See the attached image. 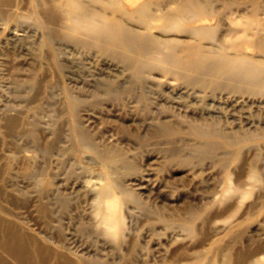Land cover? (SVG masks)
Wrapping results in <instances>:
<instances>
[{"label":"rangeland","instance_id":"1","mask_svg":"<svg viewBox=\"0 0 264 264\" xmlns=\"http://www.w3.org/2000/svg\"><path fill=\"white\" fill-rule=\"evenodd\" d=\"M217 1L215 4L218 6H213L216 11L207 15L208 19L201 17L193 22L215 27L217 35L214 37L217 38H213V43L212 39H205L207 46L214 44L217 47L235 37L241 41L240 48L245 55L247 53L246 62L250 66L252 63L264 66V53L247 45L241 33L229 35L240 26L255 23L252 19L253 5L261 2L263 7L260 4V13L255 14L259 16L256 20L261 21H256L258 29L256 25L253 33L264 40V0H238L239 4L237 0H228L230 5L222 8L223 0ZM235 18L241 23L234 22ZM36 22L26 17L18 25L11 23L12 30L0 28V111L4 106L8 112H13L12 107L34 105L37 110L32 115L37 117L44 131L43 138H53L51 127L54 124L62 126L63 135L58 140L56 152L48 160L49 165L48 161L43 163L39 149L30 138L23 140L19 137L11 144L4 140L6 144L2 143L0 151L13 158L10 167H6L7 181L33 197L36 179L43 175L37 170L47 165L46 175L41 179L47 184L53 200L61 195L70 199L65 209L54 206L50 227H60L73 250L84 252L89 257L104 258L102 260L107 264H121L120 258L133 240L136 256L130 264H174V259H179L181 264H197L201 257L205 261L203 264L207 261L210 264H234L226 259L221 246H230L234 251L264 247V207L263 203L260 204L262 199L258 198L263 192V183L251 178L254 170L256 175L264 172V86L252 87L248 82L210 74L206 76L209 77L207 81L202 78L192 85L181 78H170L160 67H153L152 62L158 61L155 58L150 60V67L138 73L123 60L113 58L96 47L84 48L63 39H58L59 43L54 40L59 61L54 67L46 68L45 40ZM155 23L154 27L139 29L140 33L165 38L187 35L176 30H161L163 19ZM133 24L137 25L136 22ZM190 25L191 22H184L179 26ZM224 51L233 52L227 46ZM223 69L224 66L217 67L215 74ZM263 73L258 74L261 79H264L261 77ZM43 78L46 80L43 81L41 97L27 103L34 91L31 81ZM68 95L80 98L75 101L73 109L76 112L72 114ZM32 115L30 113L29 122L34 120ZM166 125H174L180 130L157 132L158 128L164 131ZM84 133L101 147L121 150L135 167L129 172L114 168L109 172V178L117 182V187L112 190L116 192L123 188L125 192H118L121 199H126L121 207L124 235L120 239L114 240L94 232L97 231L95 227L100 229L103 225L100 222L96 224L99 217L95 214L93 192L89 190L92 186L90 183L85 185L84 180L97 181L106 167L84 140L81 143L79 139L77 141V137ZM70 138H74L75 143ZM213 143L216 146L210 149ZM27 170H33L34 174L37 172L39 177H26ZM99 180L101 183L105 181L104 178ZM238 182H242V187L249 193L243 195L234 189L233 184L236 186ZM19 190L12 192V195L15 193L13 197H21ZM252 204L255 207H251ZM6 205L19 212L36 230L47 227L33 206L16 208L8 202ZM192 210L203 211L205 219L202 216L196 218L192 229H189L182 218ZM94 216L95 220L92 219ZM230 224L235 226L230 227ZM256 255L264 258V250Z\"/></svg>","mask_w":264,"mask_h":264},{"label":"bare ground","instance_id":"2","mask_svg":"<svg viewBox=\"0 0 264 264\" xmlns=\"http://www.w3.org/2000/svg\"><path fill=\"white\" fill-rule=\"evenodd\" d=\"M215 1L217 0H0V28H9L12 30L13 26L11 23L18 25L19 21L22 20V18L26 17L35 19L37 21L36 23L42 29L43 37L45 40L46 50L44 53V57L46 59V63L44 65L46 66V68L54 67L59 61L57 59L59 54L54 40L57 39L58 42V39H63L84 48L96 47L99 51L110 54L111 56H113V58L116 57L119 60H123L128 66L134 68V71L138 73L141 72L144 68L150 67V60L155 58L158 61H156V63L153 59V67H160L164 70L165 74L169 75L170 78H181L189 84H192L202 78L207 81L209 77L206 76L210 74L215 76L222 75L225 79L229 78L230 80L231 78L232 80L238 82H248L252 85V87L262 88V86H264V79H261L259 77L260 75L258 74H261V71L264 72V66H259L257 63H252V66H250V64L246 62L247 53L245 55L243 49L240 48V45L242 44L240 43L241 41L238 42L239 40L237 39V41L234 37L232 38L233 40L229 41L231 38H228L229 40L227 41L229 42H224L223 40L226 38V36H224V39L222 37V41L224 42V44L221 43L223 45H215L217 47H214V44H212L213 38L214 40L217 38L214 37V34L217 35V32H215V27L198 22V24L193 23L195 21H198V19H200L201 17H207V15L216 11L213 8V6L216 5ZM234 1L235 0H232V2ZM221 2L223 3V5H220L221 8L225 5L229 6L231 3L228 0H223ZM250 3L252 4V1H250ZM237 4H239L238 0ZM260 4L256 2L253 5L254 17H252V19L255 20V23L259 17L258 15H256L258 16L256 17L255 14L260 13H258V11L260 10ZM216 6H218V3ZM232 7L228 9L230 10V13ZM158 8L160 9L159 11H157ZM144 9L150 10L145 11ZM159 19L164 20V24L162 23L160 27L157 26L161 28V30H165L168 32H172L173 30V32H185L187 34L186 37H148L147 34L140 33L139 29L154 27L156 24L155 21ZM235 20L237 21V18L234 19V22ZM259 21H257V23H260ZM133 22H136L137 25L133 24ZM184 22H191L192 25L188 27H180V23ZM239 22L237 24L241 23ZM247 22H245V24ZM255 23L250 22L243 27L240 26V28L238 27L235 32L233 31L232 33L230 31L229 35L230 33L235 35L238 32L241 33L242 36L246 38L247 45L256 47L258 50H260V52L264 53V40L258 38L257 35L253 33L257 25V23ZM11 32L14 33V31ZM237 37L240 38V36ZM205 39H210L209 41H211L212 39V45L209 44L207 46L208 43L206 44L207 40ZM24 40L26 39L24 38ZM217 40L220 42L221 38ZM218 41L216 42L218 43ZM226 46L228 48H232L233 52L224 51ZM32 48L34 47L32 46ZM35 50L33 52H36ZM127 51H129L130 53H127ZM255 60L257 59L255 58ZM34 61L36 62V58ZM220 66H224V69L221 70V73L215 74L216 68ZM46 76L48 75H45V77ZM261 77L264 78V76ZM45 80L46 78H43V80L34 79V81H31V86L34 88V91L32 94H30L31 96H29V101L27 103L37 101L41 97L45 85V82L43 81ZM201 86L203 85L201 84ZM79 99L80 98L77 96L68 95V103L71 108V114L76 112L73 109V105H75V101H78ZM3 108L4 110L0 111V149H2V143L3 145H5L6 142H8L9 144L15 143L16 139L19 137L23 138V140H26V138H30L34 145L39 149L43 158V163L45 161L47 162L49 158L51 159L50 156L54 154V151L56 152L55 149L57 148V144L59 142L58 140H60L61 134L63 135L62 131L64 130L61 129L62 126L59 124H54L51 127L53 138L51 140H47L44 137L46 139L45 140L43 138L44 131L40 126L37 117H33L32 115L35 114L37 110L36 108H34V105H30L25 108H9L13 110V112H8L7 109H5V106ZM30 113L34 118V120L31 122L28 121ZM177 128L178 127L174 125H166L164 131L160 130V128L156 130L157 132L171 133L175 130H180ZM76 132H78V130ZM84 135L85 133L82 134V136L80 134L79 136L81 137L78 136L77 141L80 140L81 143V140H84L87 147H90L92 151H94V153L99 156H97V158H100L103 161L101 162L104 163L106 167L103 176L98 178V180L104 178L105 181L103 183L99 182L100 180H95L93 183L89 179L84 180L85 185L88 186V184L90 183V186H92L89 190L93 192V196L96 201V209L94 208L96 213H94L99 217V221L97 220L96 224L100 222L103 225V227H100V229H96L95 227L94 229L97 231L94 232L102 234L103 236L105 235V237L107 236L109 238H113L114 240L116 238L120 239L124 235V227H121L124 222L121 207L126 203V199H121V196L118 195V192H125L123 191V188H121L122 190L120 189L116 192L115 190H112V188L117 187V182L115 181L116 179L109 178V172L113 168L120 169L122 172L131 170L134 167L133 163H131V160L129 161L122 155V153L120 152L121 150L118 151L115 148H108L106 146V148L104 146L101 147V145L99 146L95 144V142H93V140H91L88 135ZM71 136H74V133ZM70 139L75 143L74 138ZM211 142H213V140ZM214 146H216V143L211 144L210 149ZM12 159V155H9L7 152L0 151V264H107L105 261H103L104 258H102V260L100 257H89L88 255H84V252L80 253L76 249L73 250L66 241L65 237L62 235L61 228L50 227V225H52L51 217L52 212L54 211V206L58 205V207H60L61 209H65L70 204V199L68 196L61 195L57 197L56 200H53L54 198L52 197L47 184H45L43 182V179H41L43 175H46L44 173L46 172V169L48 170V168L46 167L47 165L42 169L40 168L41 170H37L38 172L40 171L41 173H43V175H40V178L36 179L37 187H35L36 189L33 197L29 193L21 190V188L13 187V183H9L7 181L9 177L6 179V174L8 173L6 167H10L13 162ZM49 163L50 162L48 161V165ZM42 165L44 166L45 164ZM254 171L251 172V178L261 180L263 183V192L261 191L262 194H259L258 198L262 199L260 204L263 203L264 207V172H260V174L257 173L259 175H256ZM39 174H37V172L36 174H34L33 170H27V172L25 173L26 177L28 178H35L36 175L39 177ZM242 184V182H238L236 186H234L233 184V188L239 190L240 194L245 195L249 193V191L244 189L242 187ZM18 189H20V199L17 197H13L15 193L12 195V192ZM128 195L129 197L131 196V194L129 193ZM132 199L136 200V196L132 195ZM92 201L94 203V200ZM6 202H8L10 205H14V207L16 208L20 206H33L38 215L41 216L40 218L43 219L44 225L47 227H43L44 229L42 230H36V227H32L31 224L26 223L27 220H25L22 215L19 214V212L7 206ZM95 204H93V206ZM251 207H255V205L252 204ZM96 216L92 217V219L95 220ZM200 216H205L203 211L192 210L188 212L187 217L182 218V220L184 219V223L187 224V227L189 229H192L191 227H193V221ZM160 217H162V215ZM232 226H235V224H230V227ZM40 231L41 235L39 234ZM220 248H223V250H225L226 259L231 260L234 264H264V258L256 255L257 253H260L262 250H264L263 246H257L254 250L246 251H234L233 248H231L230 246L228 247L227 245H224L223 247L221 246ZM135 251L136 243L132 240L128 245L126 252L120 258L121 264H130V262L136 256ZM199 260L200 262H198L197 264H203L205 262L202 257ZM170 263H172V261ZM173 263L181 264L179 259H174ZM207 264H210V262L207 261Z\"/></svg>","mask_w":264,"mask_h":264}]
</instances>
